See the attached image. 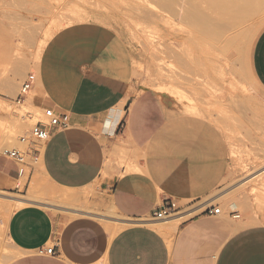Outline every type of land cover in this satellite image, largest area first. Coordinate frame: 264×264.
I'll use <instances>...</instances> for the list:
<instances>
[{"label":"crops","instance_id":"obj_1","mask_svg":"<svg viewBox=\"0 0 264 264\" xmlns=\"http://www.w3.org/2000/svg\"><path fill=\"white\" fill-rule=\"evenodd\" d=\"M123 46L104 26L76 24L56 32L42 49L27 105L51 108L68 122L53 130L38 167L29 172L22 192L30 203L12 209L0 227V261L264 264V224L246 226L236 212L208 213L217 207L216 191L237 166L229 140L203 116L175 113L159 92L140 89ZM250 63L259 92L245 99L256 102L246 105L250 124L245 128L251 141L263 142L264 29ZM23 72L13 71L12 84L0 79V102H13ZM6 147L22 149L0 131V195H13L20 193L17 165L2 155ZM33 179L37 186L28 192ZM42 184L92 212L72 218L51 214L32 202L46 193ZM96 185L99 192L93 191ZM170 201L176 204L174 216L154 220L152 214ZM52 243L55 256L31 255Z\"/></svg>","mask_w":264,"mask_h":264},{"label":"rangeland","instance_id":"obj_2","mask_svg":"<svg viewBox=\"0 0 264 264\" xmlns=\"http://www.w3.org/2000/svg\"><path fill=\"white\" fill-rule=\"evenodd\" d=\"M153 1L0 0V79L9 81L3 84L11 83L15 76L13 71L16 68L23 70L16 93L26 76L33 73V66L45 44L56 32L66 26L97 24L110 29L122 40L133 71V81L140 89L152 88L159 92L164 103L175 113L190 112L203 116L215 124L229 140L232 146L231 155L234 160H237L235 163L237 166L232 169L228 178L215 193L217 202L214 205L220 208L221 214L227 217L230 213L236 212L246 226L252 223V225L264 224V198H262V194L264 195V140L263 142L251 141L245 128L246 123L250 124L246 122V105L256 103L245 99L259 92L252 76L250 61L255 40L264 29V7L257 13L244 18L238 28L213 40L189 27L185 22H180L178 12H182L184 8L181 2L176 8L178 12L175 10L170 14L167 9L160 7L158 0ZM139 10L142 15L138 13ZM160 15L168 21L166 24L159 22ZM141 16L144 17L143 20ZM168 16L171 18L174 16L176 19ZM207 16L216 19L209 12ZM171 21L179 24L177 26L178 30L180 29L179 32L176 25L170 23ZM165 34L169 35L171 40H163L160 35ZM230 37L237 38L232 46L227 44ZM193 43L197 45L198 50ZM194 60L197 61L194 62ZM201 62H207L206 64L209 62L210 68L204 63L207 66L205 67ZM215 62L220 64L217 65L218 68L226 75L227 79L225 78L224 82L210 73L211 66H214ZM5 107L3 106L4 110L2 108L3 112L0 116L3 123L2 126L0 122V128L3 127L0 131L3 135L13 136L12 128L17 122L11 114L10 105ZM36 186L33 179L28 192ZM41 187L46 193L34 199L36 204L51 214L72 218L77 214L92 212L86 205L70 203L68 197L64 199L57 196L63 195L64 192L54 190L47 184H42ZM93 191L99 192V187L96 185ZM24 192L0 195V198L28 204L30 202ZM256 192H259L258 195L261 194V196L259 197ZM232 201L238 202L237 206L238 204L239 206L231 209L229 203ZM43 203L45 205H42ZM4 204L8 207H4ZM13 205V203L0 201V218H7ZM107 217L112 220L111 216L107 215ZM248 219L254 220L250 223ZM7 249L13 252L9 246ZM1 254L0 252V256ZM31 255H38V253L35 251ZM9 261L1 260L0 264H7Z\"/></svg>","mask_w":264,"mask_h":264},{"label":"built area","instance_id":"obj_3","mask_svg":"<svg viewBox=\"0 0 264 264\" xmlns=\"http://www.w3.org/2000/svg\"><path fill=\"white\" fill-rule=\"evenodd\" d=\"M34 83V75L28 74L21 83L18 92L10 104L11 114L17 122L12 128L14 140L22 149L3 148L2 155L12 159L17 165L16 190L22 192L28 185V175L31 168L37 166L41 161L43 146L50 140L53 130L67 127V116L54 112L51 108H35L27 105V99ZM25 129L20 133L16 130ZM22 183V184H20ZM176 204L164 202L153 214L157 221H165L174 216ZM219 207L208 210L211 215L220 214ZM239 216H234L238 218ZM55 243L37 251L39 256L51 257L56 255Z\"/></svg>","mask_w":264,"mask_h":264},{"label":"bare ground","instance_id":"obj_4","mask_svg":"<svg viewBox=\"0 0 264 264\" xmlns=\"http://www.w3.org/2000/svg\"><path fill=\"white\" fill-rule=\"evenodd\" d=\"M148 1V0H146ZM153 1V0H152ZM151 2V0H150ZM154 2V1H153ZM152 2V3H153ZM180 2L181 4L184 5V8L182 9L181 6L180 8L182 9V12L180 11L181 9L179 8V11L181 12H178V10H176L177 6L180 5ZM158 4L160 5L161 8L163 9H167L170 14L171 12L174 13L175 10L179 13L180 17L181 18V23L182 21L186 23V25L188 24V26L194 28L195 30H197V32H202L204 33V35L208 36V37H211L213 38V40L215 39H218L219 37H222L223 34H226L227 32L235 29V28H238L242 21H244V18H247V16L249 15H252V14H255L257 13L258 11L262 10L263 7H264V0H158ZM157 8V7H156ZM158 10V9H157ZM264 10V9H263ZM166 11L168 14L169 12ZM159 12H161L159 10ZM211 13L213 14L216 19H211V18H208L207 16V13ZM140 13V10L139 12ZM141 14V13H140ZM169 14V15H170ZM142 15V14H141ZM166 15V14H165ZM174 15V14H172ZM171 16V15H170ZM168 16V17H170ZM151 17V15H150ZM142 20L144 17H142ZM156 18V17H155ZM171 18V17H170ZM172 18H175L174 16H172ZM171 18V19H172ZM176 19V18H175ZM252 19V17H251ZM141 20V21H142ZM145 20V19H144ZM158 20L159 22H163V23H167L168 21L165 20V18L158 16ZM177 21V20H176ZM146 23V21H145ZM171 24H175L173 23L172 21L170 22ZM178 23V22H177ZM147 24V23H146ZM152 25V24H150ZM157 25V24H156ZM154 25V26H156ZM176 25V28L177 26H179V24H175ZM153 26V25H152ZM159 27V25H157ZM166 26V25H165ZM168 26V25H167ZM185 26V25H184ZM160 28V27H159ZM169 28V27H168ZM182 29H185L183 27H181ZM173 29V28H172ZM190 29V28H189ZM171 30V29H170ZM178 30V28H177ZM176 30V31H177ZM180 30V29H179ZM178 30V32H179ZM188 30V29H187ZM186 30V31H187ZM161 31V30H160ZM185 31V30H184ZM175 32V31H174ZM181 32V31H180ZM190 32V30H189ZM179 34V33H178ZM246 34V33H245ZM177 35V34H176ZM190 35V34H189ZM161 38L163 40H171V38L169 37V35H160ZM225 36V35H224ZM191 37V36H190ZM247 37V36H246ZM185 38V37H184ZM224 38V37H223ZM191 39V38H190ZM235 39L237 38H231L227 41V44L228 46H232L235 42ZM243 40V39H242ZM191 42V40H190ZM217 42V41H216ZM184 43V41H183ZM219 43V42H218ZM195 44V43H193ZM183 45V44H182ZM196 45V44H195ZM193 45V46H195ZM245 45V44H244ZM184 46V45H183ZM192 46V45H191ZM192 46V47H193ZM225 46V45H224ZM185 47V46H184ZM197 48V45L195 46ZM215 47V45H214ZM223 47V46H222ZM183 48V47H181ZM187 48V47H185ZM184 48V49H185ZM188 48H190L188 46ZM221 48V47H220ZM226 48V47H225ZM246 48V47H245ZM190 50V49H189ZM192 50V49H191ZM194 50V49H193ZM192 50V51H193ZM198 50V48H197ZM220 51V50H219ZM243 51V50H242ZM196 52V51H195ZM181 53V52H180ZM184 53V52H183ZM200 53V52H199ZM198 53V54H199ZM202 54V53H200ZM199 54V55H200ZM216 54V53H215ZM214 54V55H215ZM185 55V54H184ZM193 55V53H192ZM197 55V54H196ZM241 55L243 56V53H241ZM201 56V55H200ZM216 56L220 57L219 55L216 54ZM181 57V56H180ZM187 57V56H186ZM195 57V56H194ZM210 57V56H209ZM201 58V57H200ZM199 58V60L201 61V59ZM213 58V57H212ZM242 60V57H240ZM190 59V58H189ZM215 59V58H214ZM191 60V59H190ZM216 60V59H215ZM197 61V60H196ZM194 60V62H196ZM204 61H207V60H204ZM243 61V60H242ZM199 62V61H198ZM202 63V62H201ZM204 63L206 64L207 62H203L202 64L204 65ZM33 64V63H32ZM209 64V62H208ZM208 64H206L208 66ZM216 64V65H215ZM214 66H211L212 67V71L209 69V71H211L210 73L214 76V77H218L219 80L221 79V81L224 82V80H226L227 78L225 77L226 75L218 68L217 65H220V64H217L215 62ZM245 64V63H244ZM196 65H198L196 63ZM35 66V65H34ZM33 66V68H34ZM205 66V65H204ZM205 66V67H207ZM245 66V65H244ZM210 68V65L208 66ZM246 67V66H245ZM205 69V68H204ZM35 70V69H34ZM205 71V70H204ZM243 71V69H242ZM226 78V79H225ZM229 81V80H228ZM228 85V84H227ZM232 86V85H231ZM224 87V86H223ZM223 89V88H222ZM221 91V90H220ZM223 91V90H222ZM229 93V92H228ZM228 97V95H227ZM1 104V103H0ZM3 104V105H2ZM0 105L1 107V110H0V114L2 115V112L4 110L3 106L5 107L7 105H5V103H2ZM8 106V105H7ZM3 108V110H2ZM6 108V107H5ZM10 111H11V106H10ZM6 110V109H5ZM10 113V112H9ZM11 115V114H10ZM4 120V119H3ZM2 120L0 119V122ZM16 122V121H15ZM8 123V122H7ZM3 123L1 122V125ZM0 125V126H1ZM10 125V124H9ZM3 126V125H2ZM3 127H1L0 129H2ZM6 130V129H5ZM4 130V131H5ZM38 167V166H37ZM22 184V183H20ZM256 194L258 195L259 192ZM255 194V195H256ZM259 196V195H258ZM261 196V194H260ZM259 196V197H260ZM262 198H264V195L262 194ZM64 198H67L68 196L65 195V196H62ZM260 201L262 200L261 198H258ZM258 200V201H259ZM1 201V199H0ZM264 201V199H263ZM33 203H36V201H33ZM237 203L238 202H230L229 203V206L231 207V209H234L236 206H237ZM13 209L14 208H18V207H21V206H24L25 203H23L22 201H13ZM42 205H45L44 203ZM257 205V204H256ZM260 204H258L259 206ZM239 206V204H238ZM237 206V207H238ZM54 210V209H53ZM10 211V210H9ZM11 213V212H10ZM74 214V213H73ZM76 215V214H75ZM77 215H80V214H77ZM257 215V214H256ZM249 220V219H248ZM251 220H254V219H251ZM251 220H249V222L251 223ZM5 222V218H1L0 219V227L1 229H3V226H4V223ZM107 222V221H106ZM105 222V223H106ZM256 222V220H255ZM154 223V222H153ZM156 224V223H155ZM253 224V223H252ZM251 224V225H252ZM106 225H109L108 223ZM111 225V224H110ZM157 225V224H156ZM155 225V226H156ZM162 225V224H161ZM124 225H122L123 227ZM149 226V225H148ZM154 226V225H153ZM158 226V225H157ZM152 227V226H151ZM160 227H163V226H160ZM119 229V227H118ZM1 236H2V233H1ZM2 239V238H1ZM3 253H5L6 251L5 250H2Z\"/></svg>","mask_w":264,"mask_h":264}]
</instances>
